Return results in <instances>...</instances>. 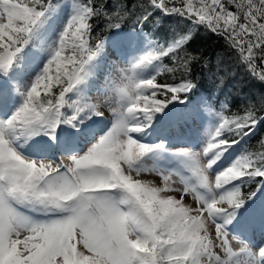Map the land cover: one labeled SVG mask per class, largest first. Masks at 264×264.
<instances>
[{"label":"snow or ice","instance_id":"obj_1","mask_svg":"<svg viewBox=\"0 0 264 264\" xmlns=\"http://www.w3.org/2000/svg\"><path fill=\"white\" fill-rule=\"evenodd\" d=\"M135 8L0 0V264H264V241L252 239L264 234V139L260 151L232 153L264 115L211 112L192 81L157 79L190 71L187 47L203 26L264 82V0H148L139 23L158 10L194 27L147 47L120 31ZM101 16L117 30L109 50L126 61L102 87L108 50L92 43ZM91 93L109 98L105 127ZM202 109L215 119L199 150H173L206 122Z\"/></svg>","mask_w":264,"mask_h":264},{"label":"trees","instance_id":"obj_2","mask_svg":"<svg viewBox=\"0 0 264 264\" xmlns=\"http://www.w3.org/2000/svg\"><path fill=\"white\" fill-rule=\"evenodd\" d=\"M95 3L97 7L101 4L105 5L109 12L117 3L127 4L130 9L136 5L132 15L121 21L120 31L128 32L140 28L152 39V44L163 45L171 39L174 32L187 31L194 27L178 16L164 15L158 10L153 12L148 21L139 23L138 18L148 8V0H95ZM92 23L93 44L112 36L117 31L107 27V20L103 16L93 20ZM187 51L196 57L190 66V71L178 70L175 73L164 71L157 77L159 83L179 84L190 80L196 85L191 95L204 98L211 112H220L230 118L245 114L248 108H253L257 114L264 115V82H261L258 76H254L241 62L238 53L230 47L223 36L208 31L203 26H196ZM163 63L173 67L172 61L168 58H165ZM257 64V72H259L264 65H259V61ZM158 98L164 99L163 96ZM229 138L236 139V137ZM261 139H264V126L258 125L255 135L245 137L240 145L234 146L233 155L241 149L250 152L260 151ZM262 180L264 178H257L258 182ZM257 187L258 183L250 187L245 185L243 192L247 195Z\"/></svg>","mask_w":264,"mask_h":264},{"label":"rangeland","instance_id":"obj_3","mask_svg":"<svg viewBox=\"0 0 264 264\" xmlns=\"http://www.w3.org/2000/svg\"><path fill=\"white\" fill-rule=\"evenodd\" d=\"M138 29H140V28H138ZM123 33H129L132 35L139 34V36L143 38V43H144L145 47L152 44V39H150L148 37V35L146 36L145 33L134 32V31H128V32H123ZM109 39L110 38L102 40L105 42L106 50H108L107 60L109 63V67L106 69L105 73L102 74V76H101V87L103 86V76L104 75L111 74V75L115 76V75H117L116 70L121 68V67H124L126 65V61H124L122 59H118L117 55L114 54L111 50H109V47H110L109 46ZM90 95H91V99L93 102L100 103L101 105H103L101 110L104 112V116L102 118L101 117H94V120H102L103 124L101 125V127L107 126L111 120V112L106 107V105L109 103V98L106 96H103V95L97 96L95 93H91ZM113 106H115V105H113ZM202 111L204 112V115L207 118L206 122L203 124L202 127L200 126L199 121L195 124H190L187 131H186V135L183 139L178 140V141H176V140L172 141L171 147L173 150H178L180 148L199 150L201 144L204 141V138L207 135L208 129L212 126V121L215 119V117L212 116L207 109H202ZM133 135H137V134H133ZM59 157L61 160H62V157L67 158V156H59ZM68 161H69V164H67L66 166H69L71 163L69 159H68ZM140 178L147 180V181H151L153 183H156L157 185L160 184V178H159V176H156V175H143ZM174 179H176V177H174ZM213 179H214V176H213ZM185 203L190 204L192 206H195L194 201H192V199L190 197H185ZM209 228H210V231L214 234V226L210 224ZM229 239H230V242H231L233 248L238 250L240 247V243L237 240H233L231 236L229 237ZM252 239L256 243H260V242L264 241V234H261L259 231H257L255 233L254 237H252Z\"/></svg>","mask_w":264,"mask_h":264},{"label":"bare ground","instance_id":"obj_4","mask_svg":"<svg viewBox=\"0 0 264 264\" xmlns=\"http://www.w3.org/2000/svg\"><path fill=\"white\" fill-rule=\"evenodd\" d=\"M59 160V159H57ZM60 161V160H59ZM65 165L69 164V161H68V157H62V160H61Z\"/></svg>","mask_w":264,"mask_h":264}]
</instances>
